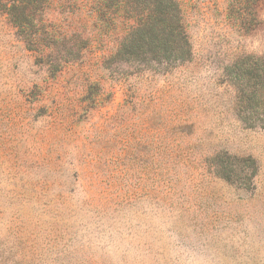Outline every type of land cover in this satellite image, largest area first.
<instances>
[{"label": "rangeland", "instance_id": "1", "mask_svg": "<svg viewBox=\"0 0 264 264\" xmlns=\"http://www.w3.org/2000/svg\"><path fill=\"white\" fill-rule=\"evenodd\" d=\"M179 2L152 70L124 0L0 6V264H264V0Z\"/></svg>", "mask_w": 264, "mask_h": 264}, {"label": "trees", "instance_id": "2", "mask_svg": "<svg viewBox=\"0 0 264 264\" xmlns=\"http://www.w3.org/2000/svg\"><path fill=\"white\" fill-rule=\"evenodd\" d=\"M46 1L0 0V6L14 23L22 21L33 26ZM124 1L122 8L133 25L115 53L116 60L136 63L147 70L190 61L193 49L179 0ZM228 176L225 178L230 179Z\"/></svg>", "mask_w": 264, "mask_h": 264}]
</instances>
